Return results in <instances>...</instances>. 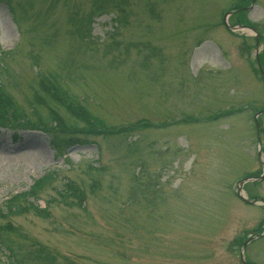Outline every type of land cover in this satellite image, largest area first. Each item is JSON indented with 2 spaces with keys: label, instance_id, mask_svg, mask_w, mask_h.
I'll use <instances>...</instances> for the list:
<instances>
[{
  "label": "rangeland",
  "instance_id": "obj_1",
  "mask_svg": "<svg viewBox=\"0 0 264 264\" xmlns=\"http://www.w3.org/2000/svg\"><path fill=\"white\" fill-rule=\"evenodd\" d=\"M262 108L264 0H0V264H240Z\"/></svg>",
  "mask_w": 264,
  "mask_h": 264
},
{
  "label": "trees",
  "instance_id": "obj_2",
  "mask_svg": "<svg viewBox=\"0 0 264 264\" xmlns=\"http://www.w3.org/2000/svg\"><path fill=\"white\" fill-rule=\"evenodd\" d=\"M6 104H9L8 98H4ZM41 103V101H40ZM68 118V117H66ZM71 131V130H67ZM74 141L73 136L66 137V140ZM53 175V173H49L45 176H42L33 181V183L28 187L27 190L22 191L21 193L14 194L10 196L8 199L2 202V206L0 207V217H5L6 214L17 213L20 211L27 210L28 208L37 209L34 206V203L29 199V197H33V195L41 189L44 183L48 181V179Z\"/></svg>",
  "mask_w": 264,
  "mask_h": 264
},
{
  "label": "water",
  "instance_id": "obj_3",
  "mask_svg": "<svg viewBox=\"0 0 264 264\" xmlns=\"http://www.w3.org/2000/svg\"><path fill=\"white\" fill-rule=\"evenodd\" d=\"M226 24V26L228 27V28H231V29H233L235 26H232V25H228L227 23H225ZM259 112H261V110L260 111H258L255 115H254V122H255V128H256V138H257V142L259 141V127H258V123H257V121H256V119H255V116L259 113ZM257 153H258V151H257ZM260 163H261V165H262V168H263V170H262V174L260 175V176H258L257 178H254V177H246V178H244L242 181H245V180H252V179H260V178H262V176L264 175V164H263V161L260 159ZM237 193H238V196L243 200V201H245V202H248V203H262L260 200H256V199H249V198H247L244 194H243V192L241 191V189H240V186L238 187V189H237ZM254 236H250V237H248L245 241H243L242 242V244H241V248H240V250H239V259H240V263L241 264H245V261H244V259H243V248H244V245L246 244V242L248 241V240H250L251 238H253Z\"/></svg>",
  "mask_w": 264,
  "mask_h": 264
}]
</instances>
